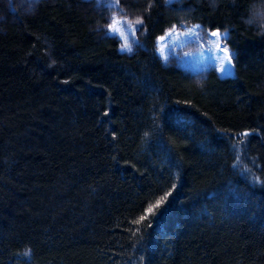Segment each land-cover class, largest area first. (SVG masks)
Instances as JSON below:
<instances>
[{"label":"trees","instance_id":"16d2710c","mask_svg":"<svg viewBox=\"0 0 264 264\" xmlns=\"http://www.w3.org/2000/svg\"><path fill=\"white\" fill-rule=\"evenodd\" d=\"M85 2L0 0V264H264V0H144L131 53ZM172 25L234 75L163 65Z\"/></svg>","mask_w":264,"mask_h":264},{"label":"rangeland","instance_id":"374dc122","mask_svg":"<svg viewBox=\"0 0 264 264\" xmlns=\"http://www.w3.org/2000/svg\"><path fill=\"white\" fill-rule=\"evenodd\" d=\"M24 1H27L25 5L27 6L33 0ZM85 1L90 3L92 9L102 8L100 14L103 15L104 22L96 26V31L101 36L115 37L119 41L120 51L124 49L122 52L131 53L142 47L145 13L139 6L144 0H119V4L116 0ZM183 1L186 0H166V3L181 4ZM2 21L3 17L0 15V23ZM138 21H142V29L138 27ZM113 32L116 35H112ZM211 32L214 31H202L198 25H172L156 40V51L160 61L163 65L180 67L198 80L205 77L210 70L217 72L221 77L233 76L235 55L229 65L227 56L221 48L226 45L230 51H234L224 38V33L220 32L219 37H212Z\"/></svg>","mask_w":264,"mask_h":264},{"label":"snow or ice","instance_id":"6c2138e0","mask_svg":"<svg viewBox=\"0 0 264 264\" xmlns=\"http://www.w3.org/2000/svg\"><path fill=\"white\" fill-rule=\"evenodd\" d=\"M116 3L119 4V0H116ZM138 27H140L142 29V27H143L142 21H138ZM111 34L116 35V33H114V32ZM210 35L212 37H219L221 35V33L219 32V30H217V31L211 32ZM224 38L227 39V32L224 33ZM123 50L124 49H122V51ZM127 50L131 51L130 48H127ZM221 51L226 54L228 63L230 65L231 61H232V57L235 55V52L230 51L226 45L223 48H221ZM230 71H231V69L229 68V74H230ZM245 135H247V133ZM166 200H167V196L161 197L160 200L157 201V203L155 205H151L146 209V213L148 215L153 216V217H158V215L162 214V211H163V209H161V205H164ZM157 210H159V212ZM140 219L144 220V219H146V216H142Z\"/></svg>","mask_w":264,"mask_h":264}]
</instances>
